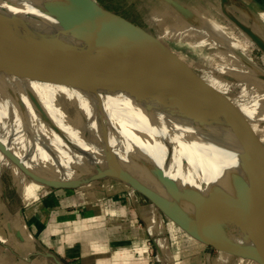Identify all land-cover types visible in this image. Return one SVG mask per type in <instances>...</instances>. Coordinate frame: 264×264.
Masks as SVG:
<instances>
[{
	"label": "crops",
	"instance_id": "crops-1",
	"mask_svg": "<svg viewBox=\"0 0 264 264\" xmlns=\"http://www.w3.org/2000/svg\"><path fill=\"white\" fill-rule=\"evenodd\" d=\"M145 1L147 11L143 13L147 21L163 22L164 35L191 36L197 45L216 46V53L200 50L216 62L226 60L225 68L232 75L244 74L241 80L247 83L263 80L264 51L232 18L264 42V0ZM228 35L239 39L237 43L229 40L233 48L225 45ZM253 55H258L259 59L255 56L257 60H253ZM253 72L256 79L249 78ZM245 99L261 102L264 90H253ZM245 116L251 117L248 113ZM47 128H44V136L46 142H50ZM247 154L246 149L245 157L250 158ZM5 157L0 152V165L9 164L13 169L18 207L12 206L13 199L1 184L0 173V234L5 239L0 238V241L4 244L13 238L17 250L27 252L23 257L26 264L35 259L31 257L35 251L27 250L30 246L26 240L29 239L33 247L35 238L46 248L44 251L52 252L59 260L67 258L72 264H209L212 256L205 243L187 234L139 192L128 190L130 187L123 182L102 178L107 179L102 188L89 192L52 188L26 176ZM112 180H116L115 187L108 188ZM17 212H20L19 226L15 222ZM3 246L0 244V249L5 251ZM216 250L218 257L226 259ZM0 255V264L17 263V260L6 259L5 252ZM40 261L34 264H41Z\"/></svg>",
	"mask_w": 264,
	"mask_h": 264
},
{
	"label": "water",
	"instance_id": "water-1",
	"mask_svg": "<svg viewBox=\"0 0 264 264\" xmlns=\"http://www.w3.org/2000/svg\"><path fill=\"white\" fill-rule=\"evenodd\" d=\"M26 4L36 12L0 9V40L62 46L39 31L38 20L51 23L69 35L92 40L97 47L115 56L118 61L113 63L118 70L160 98L176 119L189 121L194 127L203 128L206 134H219L208 112L207 105L210 104L196 91L195 82L172 58L171 51L150 38L149 33L103 8L95 0H37ZM232 19L264 51V42L235 18ZM97 115L101 124L100 146L104 166L95 167L92 173L81 172L71 178L42 174L28 167L1 139L0 151L26 176L52 188H77L102 178H114L147 198L196 240L264 264V189L248 173L243 162L238 160L235 167H227L223 171V183L217 185L218 188L212 187V182L205 186L183 184L164 169L154 166L151 176L156 187H151L118 163L108 141L105 119L101 113ZM245 144L249 147L251 143ZM247 159L257 163L256 159ZM212 191L215 194L213 200ZM224 196L231 198L229 205L217 203ZM219 217L223 221H218ZM37 253L52 258L56 264H63L52 252Z\"/></svg>",
	"mask_w": 264,
	"mask_h": 264
},
{
	"label": "rangeland",
	"instance_id": "rangeland-1",
	"mask_svg": "<svg viewBox=\"0 0 264 264\" xmlns=\"http://www.w3.org/2000/svg\"><path fill=\"white\" fill-rule=\"evenodd\" d=\"M95 1L103 8L125 18L128 22L139 27L146 33H151L150 38L155 40L159 45H162L163 47L170 50V55L172 58H175L182 69L188 74L190 79L195 82L194 86L196 91L207 104L211 105L210 106L206 104L208 107V112L218 129V135H212L209 133L206 134L203 128L200 129L194 127L193 129H186L185 127L189 124V121H181L176 119L173 115H171L168 107H164L166 104H164L162 100H160V98H158L155 94H152L157 100L156 108L153 110L155 116L154 119H156V124H158L160 128V133L173 148L182 150L184 149L183 145L190 146L191 149L196 148L195 151L198 152L199 156L195 155L193 160L197 164L201 163V165L205 164L208 166V169L211 171H206L207 178L213 177L212 179L215 178V180L220 182H222V174L220 175L218 172L224 171L227 167H235L238 160L244 163L247 171V164L255 165L264 169V100L261 101V103L245 99L247 94L253 90H264L263 80L259 79L256 83L251 81L247 83V80H241L244 79V74L232 75L229 70L225 68L224 63H226V60H222V62H216L215 60L211 59L210 56L207 57V54L201 52L200 50L207 49V53H216L218 51L216 46L214 48H207L206 46L197 45L196 40L191 38V36L185 37L164 35L163 30L166 26L163 22L160 20L147 21L143 13H146L147 11L145 8L147 7V1L145 0ZM186 28H189V26H186ZM235 32L238 34L237 30H235ZM232 39L236 43L239 42L238 38L228 35L225 45L232 47ZM207 42L210 41L207 40ZM245 43L248 45L250 44L246 38ZM12 54L13 62L15 61L16 63H13L9 60L7 62L0 58V100L4 101L5 103L9 102L8 95L6 93L10 91L13 92V90L16 91L14 94L16 101L18 102L19 106L22 107L28 118L34 123L42 141L46 143L44 128L48 127L47 131L49 132L50 136L58 141H56L53 146L58 147V151L60 150V152H63L65 156L70 158L72 165H74L72 175H79L81 172L89 174L95 171V167H103L104 163L102 160V154L98 152L96 148V146L100 147L101 142V124L100 120L97 119L98 105H93V124L95 127L94 133L93 130H87V113L80 107L79 104L76 103L73 90L66 84L64 80H60L59 85L58 83L53 85V82L45 79L43 74H40L36 71L35 66L31 61H28L30 62V65L28 62L24 64L19 59V61H16V54L14 51ZM255 56L257 59H259L258 55H253V58H255ZM214 58L216 59V56H214ZM248 58H251L249 57V54ZM256 58L253 60H257ZM249 78L256 79V73L253 72ZM258 84L259 86L256 87ZM62 113L69 115L73 119H75L77 116L79 117L80 115L79 118L82 123L80 127L81 133L78 130L71 128L66 123ZM246 113H248L251 117L245 116ZM182 128L183 132H181ZM181 134L183 139L179 137ZM0 135L4 138L8 137L13 140L19 147L25 150L33 160L40 163L50 171L56 172L60 175L69 174V171L66 169V167L62 164H59L58 161L56 163H52V165L49 166L41 162L31 151L29 145L25 141L19 139L18 135L1 117ZM74 142L82 146L80 150H77L73 146ZM245 142L251 143L249 147L246 146ZM247 148L248 157L256 159L258 164L245 157V150ZM87 150L91 152V156L85 154L87 153ZM12 171L13 169L11 165H0V173L2 174L1 184L4 186V188H7V193L11 195L13 199L12 206L17 208L18 206L16 205L15 201L16 197H14L16 194L15 190L17 185L13 184V182L16 184V179ZM213 171H216V173ZM106 180L107 179H99L77 188L66 189L82 190L88 192L100 190ZM128 190L132 191L133 189L130 187ZM0 237L3 238L1 234ZM13 241V238H11V241H6L4 244L2 241H0V244L4 245L3 249L5 250L3 251L0 249V254L5 252V257L8 256L6 259L10 258L14 259L15 261L17 260L16 264H26L23 260V257L26 256L27 252L24 250H17L13 244ZM27 241L28 246H30L28 247L30 249L27 250H30V252L31 250L35 251L31 256L35 259H32L29 264H34L39 260H41V264H55L52 262V258H47L36 252V250L44 251L43 249H46L38 244L36 238V245L33 247L31 245V241L29 239ZM204 246L197 245V247L200 248ZM150 248V250H152V246H150ZM206 248L210 249L211 256L212 258L214 257L215 260L214 261L211 258L209 260V264H260L250 257L235 255L231 252H226L220 249V254L226 258L222 259L218 257L220 255H218V251L215 248L210 246H207ZM153 255L155 256V252ZM61 261L65 264H72V262L67 258H61ZM200 261L201 260H198L197 262Z\"/></svg>",
	"mask_w": 264,
	"mask_h": 264
},
{
	"label": "bare ground",
	"instance_id": "bare-ground-1",
	"mask_svg": "<svg viewBox=\"0 0 264 264\" xmlns=\"http://www.w3.org/2000/svg\"><path fill=\"white\" fill-rule=\"evenodd\" d=\"M29 1L35 2L37 0H0V9L35 13L34 8L26 4ZM36 24L40 28L39 31L41 33L62 46L23 40H0V58L7 62L8 60L13 62L12 52L14 51L16 61L21 60L24 64L31 61L36 71L43 74L45 79L53 82V85H56L55 83L59 85V81L64 80L73 90L76 103L87 113V130H93L94 133L93 105L97 104L98 113L103 115L108 129V141L121 166L151 187H156V182L151 176V169L154 166L164 169L183 184L190 183L197 186H205L212 182V187L216 188L219 187L217 185L222 184L215 178L212 179L213 177L207 178L206 171H211L208 166L205 164L201 165V163L197 164L193 160L195 155L199 156L198 152L195 151L196 148L191 149L190 146L183 145L184 149H175L163 137L158 124H156V119H154L153 110L157 105L156 97L153 96L154 93L145 85L118 70L113 63V61H118L115 56L109 51L97 47L94 41H87L82 37L64 33L51 23L38 20ZM28 64L30 65V62ZM15 93V90L6 93L9 102L5 103L0 100V117L18 135L19 139L29 145L31 151L41 162L49 166L58 161L59 164L64 165L72 173L74 165H72L70 158L60 152V150L58 151V147L53 146L57 141L53 137L50 136V142L45 141L46 143H44L42 141L34 123L16 101ZM164 107H167V105ZM62 115L71 128L81 133L80 127L82 123L79 118L80 115L75 119L65 113H62ZM185 128L193 129L194 126L189 123ZM182 130L183 128L181 132H183ZM179 137L183 139L182 134ZM0 139L28 167L38 173L65 178L76 176L74 174L60 175L52 172L33 160L13 140L8 137L4 138L1 135ZM73 146L77 150L82 147L75 142ZM96 148L98 152L103 154L101 146H96ZM86 152L85 154L88 156L92 155L89 150ZM247 167L248 173L264 189V169L250 164H247ZM213 172L216 173V171ZM218 173L221 175L223 171ZM115 181L112 180L113 183L109 181L108 188L115 187ZM214 195L212 191L211 200H213ZM218 202H224L229 205L231 198L224 196V198L218 199ZM19 214L20 212H17L15 217V222L18 226L21 223ZM221 219L219 217L218 221H223ZM1 239L3 240L4 238Z\"/></svg>",
	"mask_w": 264,
	"mask_h": 264
},
{
	"label": "built area",
	"instance_id": "built-area-1",
	"mask_svg": "<svg viewBox=\"0 0 264 264\" xmlns=\"http://www.w3.org/2000/svg\"><path fill=\"white\" fill-rule=\"evenodd\" d=\"M62 262V261H61ZM63 264H65L64 262H62ZM56 264V263H55Z\"/></svg>",
	"mask_w": 264,
	"mask_h": 264
}]
</instances>
